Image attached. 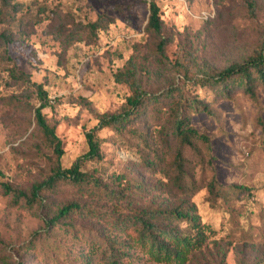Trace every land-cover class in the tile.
I'll list each match as a JSON object with an SVG mask.
<instances>
[{
  "label": "rangeland",
  "instance_id": "obj_1",
  "mask_svg": "<svg viewBox=\"0 0 264 264\" xmlns=\"http://www.w3.org/2000/svg\"><path fill=\"white\" fill-rule=\"evenodd\" d=\"M151 1L0 0V32L12 34L10 43L0 38V180L28 186L50 169L39 148L35 108L41 98L33 83L48 92L43 111L64 143L63 166L70 167L88 151L86 133L99 117L125 109L131 91L115 75L133 54L149 60L144 85L156 91L186 82L177 61L220 71L243 62L264 38V0H256L255 18L248 0H154L171 38L160 59L150 50L155 37L146 33ZM95 21L97 35L90 27ZM15 67L30 81L17 79ZM186 89L212 110L193 113V125L211 137L212 158L191 159L198 186L192 195L168 192L164 174L142 166L150 147L110 127L96 131L101 157L83 159V168L131 190L128 182L148 184L135 198L142 206L196 205L215 234L187 264H264V88H256V98L237 89L232 99L208 86L187 83ZM214 177L225 196L212 203L207 183ZM75 198L95 213L74 215V230L66 231L46 226L52 211L27 209L0 193V264H95L84 234L115 237L110 219L116 210L108 198L69 185L54 204ZM132 252V264H157Z\"/></svg>",
  "mask_w": 264,
  "mask_h": 264
},
{
  "label": "trees",
  "instance_id": "obj_2",
  "mask_svg": "<svg viewBox=\"0 0 264 264\" xmlns=\"http://www.w3.org/2000/svg\"><path fill=\"white\" fill-rule=\"evenodd\" d=\"M248 7L255 18L256 0H248ZM90 27L97 35L98 22H91ZM163 31L161 9L152 0L146 33L155 37L150 50L160 59L165 56L171 42V38L165 36ZM0 38L10 43L12 34L1 31ZM189 54L191 56V52ZM148 63L146 58H138L133 54L118 70L116 81L127 85L131 91L127 105L119 113L99 117L98 125L86 133L88 151L70 167L63 166L64 143L43 111L49 104L48 92L42 83H33L41 98V104L35 108V121L41 133L39 148L49 161L50 169L28 186H21L8 178L0 180V193L12 197L14 204L27 209L38 207L52 211L45 219V224L53 229L74 230V225L69 221L74 215L88 211L95 213L94 209L85 206L77 198L65 200L56 206L54 200L66 185L108 198L116 210V216L110 219L112 228L117 232L115 237L95 236L94 231L84 234L88 239L89 253L97 257L95 264H132L136 260L133 249L157 264H187L207 246L215 234L214 227L203 222L193 203L142 206L136 203L135 198L137 193L149 190L148 184H131L127 181L129 186L134 185V190H131L109 183L94 171L85 170L83 159L101 157L96 131L110 127L119 134H131L150 147L151 154L141 161L143 168L152 175L164 174V186L168 192L192 195L198 186L190 173L191 159L197 157L205 163L212 158L211 137L193 125V113L211 114L212 110L207 102L187 92V83L208 86L226 99H232L237 89L256 98V88H264V38L253 47L243 62L220 71L196 68L186 61H177L186 76V82L175 83L162 90L151 91L144 85V77L150 71ZM11 71L20 81H30L29 73L16 67ZM139 120L144 121L141 127L137 126ZM151 128L157 131L151 132ZM207 187L212 203L225 196L224 185L216 177L207 183ZM238 187L248 189L243 185ZM88 264L94 263L88 260ZM240 264L245 262L240 261Z\"/></svg>",
  "mask_w": 264,
  "mask_h": 264
}]
</instances>
